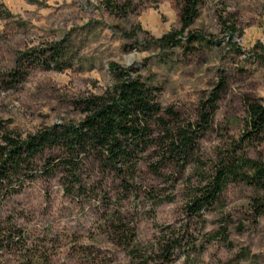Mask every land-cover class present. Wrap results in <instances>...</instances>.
<instances>
[{"label":"rangeland","instance_id":"obj_1","mask_svg":"<svg viewBox=\"0 0 264 264\" xmlns=\"http://www.w3.org/2000/svg\"><path fill=\"white\" fill-rule=\"evenodd\" d=\"M183 6L184 0H0V76L23 73L14 88L0 85V119L21 139L78 124L85 116L79 103L113 86L110 63L158 87L162 109L178 115L162 117L176 126L198 124L202 104L223 83L186 162L160 163L152 145L133 175L119 176L91 153L79 170L85 190L67 194L63 170L44 173L63 151L35 156L33 180L0 199V264H264V211L256 216L253 207L264 203V178L239 173L199 218L185 209L224 162L243 156L264 163V132L245 136L248 105L264 106V0H199L187 26ZM192 35L200 40L189 43ZM164 37L181 44H165ZM53 46L62 70L47 59ZM44 51L49 67L37 64ZM171 237L179 246L167 262L160 246Z\"/></svg>","mask_w":264,"mask_h":264},{"label":"trees","instance_id":"obj_2","mask_svg":"<svg viewBox=\"0 0 264 264\" xmlns=\"http://www.w3.org/2000/svg\"><path fill=\"white\" fill-rule=\"evenodd\" d=\"M199 0H184L181 19L183 26L190 24L196 16ZM165 44L180 45V40L168 37L162 39ZM199 36H190L189 43L199 41ZM47 59L53 61L56 70H62L64 62L60 59L59 49L53 46ZM37 64L50 66L45 60V51L39 52ZM109 71L114 84L104 96L92 97L79 103L83 107L84 118L78 124L53 125L26 139L7 131L0 119V199L5 200L13 193L22 190L25 183L34 178L32 161L35 156L46 149L58 147L64 157L58 163L49 160L44 173L48 176L54 166L63 170L67 194L75 190L83 192L85 188L79 173L82 157L95 154L103 169L116 175H133L142 155L152 145L157 147L160 163L186 162L196 147V141L209 125L215 103L223 89L222 81L214 89L211 97L202 104L199 123L185 126L171 125L162 115L177 120L178 115L172 109L163 110L158 102L160 89L146 81L133 68H122L116 63L109 64ZM0 85L14 88L23 80V73L10 71L0 76ZM157 127L159 135L154 138L153 128ZM247 127L245 136L260 135L264 132V106L248 105ZM231 164L224 162L204 187L189 197L185 209L191 216L199 218L203 207L217 203L230 178L239 173L243 179H263L264 163L245 157L236 158ZM54 162V161H53ZM246 168L253 173L248 177L241 172ZM156 173V169H153ZM254 211L259 216L264 211V203L254 202ZM263 209V210H262ZM1 230V228H0ZM1 239V235H0ZM174 238L165 240L160 246V253L167 262L171 252L177 248Z\"/></svg>","mask_w":264,"mask_h":264}]
</instances>
